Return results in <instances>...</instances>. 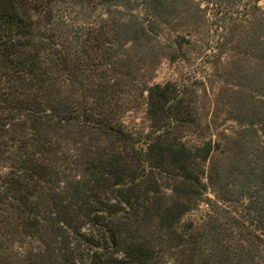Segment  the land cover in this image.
I'll return each mask as SVG.
<instances>
[{
	"label": "trees",
	"instance_id": "1",
	"mask_svg": "<svg viewBox=\"0 0 264 264\" xmlns=\"http://www.w3.org/2000/svg\"><path fill=\"white\" fill-rule=\"evenodd\" d=\"M198 1L0 0V264H264V11ZM205 11L204 62L262 72L231 137L139 54Z\"/></svg>",
	"mask_w": 264,
	"mask_h": 264
},
{
	"label": "rangeland",
	"instance_id": "2",
	"mask_svg": "<svg viewBox=\"0 0 264 264\" xmlns=\"http://www.w3.org/2000/svg\"><path fill=\"white\" fill-rule=\"evenodd\" d=\"M196 4L200 5V0ZM258 5L264 11V0H260ZM200 6L204 8L203 4ZM209 13L210 11L197 12L196 15L189 12L179 14L174 27L165 30L163 37L176 42L174 49L178 58L175 61H169L166 56L160 58L148 56L149 52L144 51V46L140 48L139 54L141 56L143 54V62L147 66L152 62L149 70L152 77L149 79L150 84L165 82L178 85L193 84L191 99L197 107V114L202 123L211 125L213 123L211 127L217 134L222 132L228 135L226 137H231V130L237 127L235 120L241 118L240 114L255 103L257 93L254 90L257 89L256 86L262 84L263 77L262 72L254 69V62L248 63L230 52L231 46L235 44L228 46V50L217 58H212L210 63L204 62L201 47L208 31L206 21L210 23L214 20ZM245 31H248L247 28ZM153 44L157 47L156 43ZM178 44L181 49L178 48ZM124 120L127 127L134 122L140 123L143 120V113L139 111L129 114ZM186 140L196 139L189 134ZM202 215L203 206L199 212L189 215L186 219L197 221ZM161 264L173 262L166 258Z\"/></svg>",
	"mask_w": 264,
	"mask_h": 264
}]
</instances>
